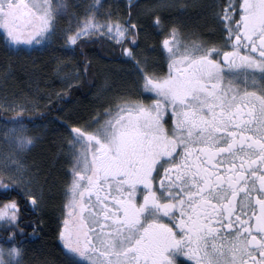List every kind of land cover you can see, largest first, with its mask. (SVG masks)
Returning <instances> with one entry per match:
<instances>
[{
  "label": "snow or ice",
  "instance_id": "1",
  "mask_svg": "<svg viewBox=\"0 0 264 264\" xmlns=\"http://www.w3.org/2000/svg\"><path fill=\"white\" fill-rule=\"evenodd\" d=\"M98 3L81 16L66 0H0L6 50L70 17L66 43L115 40L134 66V91L66 125L64 264H264V0L214 4L220 39L199 43L134 0L126 20ZM150 29L166 35V73L138 51ZM31 131L18 115L4 142L30 151ZM26 175L0 172V264H24V210L45 206Z\"/></svg>",
  "mask_w": 264,
  "mask_h": 264
},
{
  "label": "trees",
  "instance_id": "2",
  "mask_svg": "<svg viewBox=\"0 0 264 264\" xmlns=\"http://www.w3.org/2000/svg\"><path fill=\"white\" fill-rule=\"evenodd\" d=\"M154 1L134 0L140 5L138 11ZM128 3L103 0L104 7L100 11L106 16L112 13L117 19L126 20ZM68 4L72 6L73 14L81 16L91 5L89 0H79V5H74L73 1ZM207 8L199 5L181 12L168 9H157L156 12L168 25L176 26L185 36L199 43L220 39L213 10ZM68 19L71 18L58 20L55 34H51L50 42L43 48L19 52L6 50L0 34V126L22 115L26 126L35 130V145L22 153L20 160L29 172L28 178L35 180L45 200V206L39 212L33 211L30 205L24 210L21 225L24 231L18 245L24 249V264H64L65 253L58 239L63 219L64 186L70 168L66 125L83 123L120 93L134 91V66L122 55L120 45L104 37H93L83 47L78 43L70 48L64 38ZM165 38L159 29H150L141 37L138 49L159 73L167 71L166 53L162 54ZM69 75H76V82L60 84L59 79ZM11 98L33 106L17 113L5 108L4 103ZM3 235L0 230V236Z\"/></svg>",
  "mask_w": 264,
  "mask_h": 264
},
{
  "label": "rangeland",
  "instance_id": "3",
  "mask_svg": "<svg viewBox=\"0 0 264 264\" xmlns=\"http://www.w3.org/2000/svg\"><path fill=\"white\" fill-rule=\"evenodd\" d=\"M71 1H73L74 5H79L78 4L79 0H66V3H70ZM81 1H83V0H81ZM125 1L129 2V0H125ZM25 2H28V0H25ZM102 2H103V0H99V3L96 6L99 7V5H102ZM220 2H221V0H155L152 4H148L145 8H142L141 11H143L146 8H151V9H154L155 11L157 9H159V10L168 9L171 11L177 10L178 12H181V10L187 11L189 9H192L193 7L197 8V7H199V5L203 9L208 7L207 9L213 10L212 6L214 4H218ZM89 3H91V5L96 4V0H89ZM224 3L226 4L227 0H224ZM99 16L101 18H103L106 15L101 13V11H100ZM212 16H213V14H212ZM60 18H62V17H60ZM60 18H58V20H60ZM67 21H68V23H70V19H68ZM0 34L3 36L2 32H0ZM50 37H51V34L48 36H45L42 39V42L40 44L21 45L19 50H24V49L30 50V49L43 48L50 42ZM104 38H106V37H104ZM106 39H108V38H106ZM111 41L116 43L115 40H111ZM67 46L70 48H73V45H71V44H68ZM76 80H77L76 75H73V76L69 75L68 77L65 76V77H62L61 79H59V82L62 85H67V82H69V83L74 82L75 83ZM14 100L15 99L11 98L9 100V102L4 103V105L10 106L11 109L21 108V110H24L30 106H33V105L28 104L25 101L20 102V101H14ZM4 128H5V126H0V172H3L4 170H8L11 172L13 169H19L21 175H24L25 173L27 174L25 176V178L27 179L29 177L28 176L29 172L25 169L23 163L20 160L21 154H17L12 149L10 144H6L4 142ZM37 131H38V129H37ZM33 132H35V130L32 129V131L30 132V135H33ZM33 181L35 182V180H33ZM34 186L36 188L38 187L36 184ZM0 230H2V229H0Z\"/></svg>",
  "mask_w": 264,
  "mask_h": 264
},
{
  "label": "flooded vegetation",
  "instance_id": "4",
  "mask_svg": "<svg viewBox=\"0 0 264 264\" xmlns=\"http://www.w3.org/2000/svg\"><path fill=\"white\" fill-rule=\"evenodd\" d=\"M62 227H63V223H62V221H61V227H60V230L59 231H61L62 230ZM58 242H59V245H60V247H61V249L64 251V253H65V248H64V246H63V242L60 240V238L58 239ZM178 262H179V264H187V262L183 259V258H178Z\"/></svg>",
  "mask_w": 264,
  "mask_h": 264
}]
</instances>
